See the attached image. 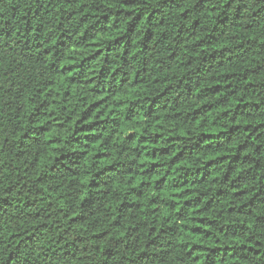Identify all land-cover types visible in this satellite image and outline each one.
<instances>
[{
    "label": "trees",
    "instance_id": "16d2710c",
    "mask_svg": "<svg viewBox=\"0 0 264 264\" xmlns=\"http://www.w3.org/2000/svg\"><path fill=\"white\" fill-rule=\"evenodd\" d=\"M0 264H264V0H0Z\"/></svg>",
    "mask_w": 264,
    "mask_h": 264
}]
</instances>
